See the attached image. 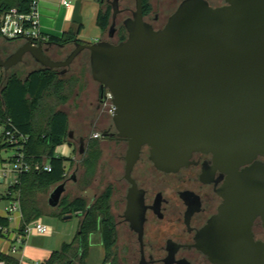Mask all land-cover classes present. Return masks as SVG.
Masks as SVG:
<instances>
[{
	"label": "water",
	"instance_id": "water-1",
	"mask_svg": "<svg viewBox=\"0 0 264 264\" xmlns=\"http://www.w3.org/2000/svg\"><path fill=\"white\" fill-rule=\"evenodd\" d=\"M228 3L212 8L203 0H187L163 29L154 30L144 21L142 0H135L133 16L124 23L126 40L82 44L75 39V49L63 61L46 54L48 42L33 45L30 39L4 59L0 40V69L7 73L29 56L42 69L65 74L88 51L92 79L111 93L117 137L128 144L125 179L131 192L139 194L132 171L143 147L163 172L188 166L195 152L212 154L215 164L230 179H243L240 185L249 191L226 196L199 234L198 248L217 264H264V242L251 232L256 217L264 222V162L259 160L264 158V0ZM117 5L115 0L114 17ZM82 7L76 0L71 22L78 27ZM65 192L66 182L51 191L48 205L59 207ZM129 201L132 222L139 200ZM133 225L139 232V220Z\"/></svg>",
	"mask_w": 264,
	"mask_h": 264
},
{
	"label": "flooded vegetation",
	"instance_id": "flooded-vegetation-1",
	"mask_svg": "<svg viewBox=\"0 0 264 264\" xmlns=\"http://www.w3.org/2000/svg\"><path fill=\"white\" fill-rule=\"evenodd\" d=\"M114 1L115 0H101L100 2L101 8H103L104 5L105 8L106 6L111 7L110 26L107 31L103 33L104 38L102 40L119 43L122 40H126L128 37V32L124 23L129 18H132L135 9L132 10L127 7L121 8V0H118V11L114 17L112 6ZM185 1L187 0H147L150 8L145 9L142 0L144 21L151 25L154 30L163 29L170 17ZM203 1L212 8H222L229 5L228 0ZM77 41L82 44H90L80 40L79 35L77 36ZM70 47H72V50L69 54L75 49V40L68 47L46 45L45 49L46 54L51 59L63 61L69 54L63 59H61L60 54L61 52H66ZM1 49L4 59L9 57L16 50L6 51L2 47V43ZM81 54L77 58H79ZM24 63L25 61L22 63V66L25 65ZM34 63L41 67L35 61ZM70 67L65 74H62L63 69L54 70H57L60 75H67V78H70L74 74L70 72ZM83 70L84 67L82 65L76 75L81 77ZM104 92L105 89L98 84V88L94 91L96 107L93 111H91L87 105L84 106V103H89L90 98L93 96L85 93L78 94L76 92L75 96L78 97L75 99L77 104H75V107H77L81 115L78 121L85 123L83 130L90 129L92 125L100 127L103 125L109 126L105 131L99 133V139L101 141H106L107 144L105 147H109L110 143L118 147L123 142L127 143V141L117 137V131L113 124L112 116L103 108L102 96ZM91 114L95 117L90 118ZM104 133H107L106 137H103ZM95 134L91 135L90 132L84 133L77 140L76 135L69 130V140L73 145H75L74 143L80 145V153H82L84 138L88 137L89 141L91 138H94ZM103 149L104 148H102V152ZM127 150L128 144L125 155H120V157H118V160H124L123 174L120 179L112 178L114 175V169L112 168L111 172L108 173L110 179L106 178L107 183L102 192L96 193L89 201L90 207L108 188H112L110 207L118 231V241L115 247L117 264H217L212 262L209 256L198 248L197 239L201 231L208 225L209 221L215 215L219 214L220 208L226 204V196L232 194L240 196L246 191H249V188L240 185V181L244 182V180L230 179L228 174L215 164L213 155L204 152L193 153L190 164L176 172H163L158 170L151 162L149 148L143 147L139 160L132 171V178L139 191V194H135L131 192L132 185L125 179V157ZM259 160L264 162V158H259ZM100 163L99 167L101 165ZM116 164L117 162L112 163V165ZM247 167H250V165L239 168V171L242 172ZM98 171L94 181L98 180L97 177L100 176V169ZM231 182H235L237 185L229 186ZM84 192H86V190ZM130 198L133 202H138L139 200V213L135 211L134 214L130 216L132 222L127 219V209ZM138 220L139 232L135 230V226L133 225V223L135 224ZM251 232L255 241L264 242V222L260 216L253 220ZM122 233L125 238L123 242H121ZM94 235H98L100 243L103 246L100 232L94 233L91 236ZM133 245L138 246L135 256L131 255ZM122 248L127 251L124 257H121L120 252L117 253V251ZM114 258L115 257H111L108 264H111Z\"/></svg>",
	"mask_w": 264,
	"mask_h": 264
},
{
	"label": "trees",
	"instance_id": "trees-1",
	"mask_svg": "<svg viewBox=\"0 0 264 264\" xmlns=\"http://www.w3.org/2000/svg\"><path fill=\"white\" fill-rule=\"evenodd\" d=\"M39 0H0V16L16 9L20 14H29L33 2ZM100 3L101 0H98ZM144 8H150L147 0H143ZM111 7L106 6L98 11L96 24L106 32L110 26ZM81 27L73 26L60 37L49 36L48 45L60 47L70 46ZM7 46L22 44L21 39L2 40ZM123 41V40H122ZM30 73V74H29ZM23 78L22 71L11 70L0 88V120L10 119L12 124L23 134L28 136L22 152L25 161L30 164L49 163L51 172L35 171L23 172L19 176V183L10 188L18 194L20 212L22 215L19 233L25 235L26 228L44 215L42 197L49 195L51 190L66 182V164L73 160L56 156L55 151L62 143H69V116L62 110L70 100L75 86L80 78H62L57 70L35 68ZM84 75V71L81 76ZM10 148L0 145V150ZM14 150V149H13ZM15 151V150H14ZM100 139L91 138L87 143V150L82 158L84 169L81 177V189L89 188L98 171L102 158ZM15 159H10L12 163ZM112 188H108L89 208V202L83 196L70 199L64 196L59 207L51 208V214L63 218L72 214L82 216L79 233L69 243H63L59 250L54 251L44 264H88L90 251V237L100 232L105 249L104 264H108L111 257H115L111 264H117L115 247L118 241V231L114 216L111 214L110 199ZM8 197H0V202ZM10 221L0 214V227L8 229ZM0 263L19 264L14 257L0 253Z\"/></svg>",
	"mask_w": 264,
	"mask_h": 264
},
{
	"label": "crops",
	"instance_id": "crops-1",
	"mask_svg": "<svg viewBox=\"0 0 264 264\" xmlns=\"http://www.w3.org/2000/svg\"><path fill=\"white\" fill-rule=\"evenodd\" d=\"M69 1L74 6V3L72 2V0H69ZM87 1L88 0H82L83 7ZM62 2L63 0H39L38 1V12L40 14L39 29L41 33L47 37L49 36L60 37L65 31L75 26V24L71 22L72 10L66 9L63 6ZM103 38L104 37H102L100 40H102ZM7 73L3 69H0V88L2 87L1 83L6 79ZM74 76L77 77L78 79L80 78L81 85H82V87L79 84L75 86V90L77 91V93L78 94L85 93V94H90L93 96L92 98H90L89 103L86 102V105L88 106V108L91 111H93L94 108L96 107V98L94 97V91H96V89L98 88V84L92 79L91 73H84V75L81 77H78L76 74H73L72 77ZM77 97L78 96H75L74 99L69 100L68 103L62 107V110L65 111L69 116L70 130L72 128H71L70 115L68 113L69 106L70 104H73L74 107L77 105L75 101ZM64 108H67V109H64ZM106 128L107 126L103 125L101 129L99 130L94 129L91 135L95 133H102L103 131L106 130ZM100 142H101L102 148H104L107 144L105 140L104 141L100 140ZM68 145L72 149V152L75 153V146L70 145L69 143ZM57 149L55 151V155L59 156L57 155ZM65 153H66V156L64 157H68V158L70 157V159L73 160L72 162H68L66 164V168H68V165H70V168H71L73 162L75 161V157L74 155L73 157L70 156L71 152L69 149H65ZM7 165L8 164L6 163V160L3 158V156L0 153V174L2 170L7 168ZM69 170L66 173L67 176H68ZM5 180L6 179L4 180L0 179V184H3ZM71 180H74V177H71ZM66 188H67V181H66ZM8 193H9V189L0 190V197H6ZM80 195L86 199V192H80V191H78V193L75 196L69 197V198L72 199L74 197H79ZM64 196H67L66 192L64 193L63 197ZM48 198H49V195L47 197V203H48ZM8 203H9V198L4 199V204L2 208L0 206L1 215H4L2 210L5 206L8 205ZM44 215L50 216L53 220L54 218H58V219H63L65 221L72 220L75 216H77L78 222L76 221V224L72 226H67V227L62 226L57 222H55L52 225L49 222H45ZM44 215L39 220H41L45 225L50 227V233L47 234V236L43 235L44 236L43 237L42 235H39L36 232H32L29 235H26L24 237L23 235L19 233V229L21 227V222H22V215H21V212L16 213L14 215L13 221H11L10 223L9 228L6 229L5 231L0 230V253L8 254L14 257L15 259L19 261V264H44L50 258L51 254L54 251L60 249L63 243H69L78 234L79 229H80L81 220H82V216L80 214H72L71 215L72 217L70 219H65L64 217L60 218L57 216H53L51 213H47ZM91 243L92 245L90 246L87 263L90 264L89 257L95 248L101 251L103 262H104V256H105L104 248L102 244L100 243V239L98 235L91 236Z\"/></svg>",
	"mask_w": 264,
	"mask_h": 264
},
{
	"label": "rangeland",
	"instance_id": "rangeland-1",
	"mask_svg": "<svg viewBox=\"0 0 264 264\" xmlns=\"http://www.w3.org/2000/svg\"><path fill=\"white\" fill-rule=\"evenodd\" d=\"M75 1L76 0H72L73 3H75ZM100 6H101V4L98 2V0H88L82 9L83 29L81 30V32L79 34V39L86 42V43H95L98 40H100L102 37H104L102 30L96 24V18H97V14H98V11L100 9ZM120 7L121 8L127 7L129 9L134 10L135 9V0H121ZM103 9H105V5L103 6ZM106 37H107V35H106ZM1 43H2L3 49H5L6 51H11V50L15 49L14 45L7 46V45L3 44L4 42L2 40H1ZM71 50H72V47L68 48L66 52L65 51L61 52V54H60L61 59L65 58ZM24 61H25V63H24L25 65L22 66V63H21L17 67L13 68V70L22 71L23 78L26 77V75L31 70L39 67L38 65H36L34 63L33 59L29 56H25ZM82 65L84 67V70H83L84 73H91L90 72V60H89V53L88 52L82 53L81 56L73 62V64L70 67V69H71L70 72L76 74L79 71L80 66H82ZM61 77L66 78L67 75L61 76ZM76 92L77 91L74 89L70 100H72L74 98ZM85 105H86V103L84 104V106ZM64 109H67V108H64ZM68 113L70 115V120H71V128H72L71 131L76 135L77 140L84 133L90 132V134H91V133H93L94 129H98V130L101 129L100 126L92 125V127H90V129L83 130V126H85L84 125L85 123H81L78 121L79 118L81 117V115L79 114L77 107H74L73 104H70ZM93 117H94L93 114H91L90 118H93ZM107 127H109V126H107ZM87 143H88V137H85L84 138V144L82 147V149H83L82 153H80L81 146L76 144V143H74L75 144L74 145L75 146V153L72 152V149L70 148L68 143H62L59 147H57L58 148L57 149V155L64 157V156H66L65 149H69L71 152L70 156L73 157V155H74V157H75V161L73 162L71 168H70V165H68V168H66L67 171L70 168L68 176H67V180H66L67 181L66 195L68 197L75 196L78 193V191L82 192L81 177H82V173L84 171V169L82 167V158L86 153ZM114 145L115 144L110 143L109 147H104V149H103V155H102V158L100 160L101 165H100V167L98 166V170L100 169V174H99L100 176L97 177L98 180L93 181L92 185L86 189V199L88 202L94 197V195L96 193L102 192V190L104 189V187L107 183L106 180L110 179V177L108 176V173L111 172L112 168L114 169L113 170L114 175L112 178L120 179V177L123 174L124 160L123 159L118 160V157H120V155H125V152L127 149V143L123 142L118 147H115ZM0 153L3 156V158L6 160V163L8 164L7 170L11 171L12 163L10 162V158L12 156H14L15 151L10 149V148H5V149H2L0 151ZM113 162H117V164L112 165ZM71 177H74L75 182H74V180H71ZM13 182H14L13 175H12V173H9L5 182L3 184H0V190L10 189ZM3 204H4V200H2L0 202L1 208H2ZM42 208H43L44 214L52 212V209L48 207L47 196L42 197ZM44 219H45V222H49L52 225L55 222H57L60 225L66 226V227L76 224V221L78 222L77 216H75L72 220H69V221H65L63 219H58V218H54V220H53L48 215H44ZM44 236H47V235H44ZM123 240H125V238L123 237V233H122L121 242H123ZM137 250H138V246L133 245L132 250H131V255L135 256L137 253ZM119 252H120L121 257H124L127 254V251H125L123 248L117 251V253H119ZM89 263L90 264H103V257H102L101 251L99 249L95 248L92 251V253L90 254V257H89Z\"/></svg>",
	"mask_w": 264,
	"mask_h": 264
},
{
	"label": "built area",
	"instance_id": "built-area-1",
	"mask_svg": "<svg viewBox=\"0 0 264 264\" xmlns=\"http://www.w3.org/2000/svg\"><path fill=\"white\" fill-rule=\"evenodd\" d=\"M63 6L68 10H73V4L69 0H63ZM40 14L38 12V1L33 2L29 14H20L16 9H12L0 16V40L21 39L26 41L30 39L33 45L45 43L48 37L41 33L39 29ZM102 105L108 114L113 116L115 107L112 102V95L108 90H105L102 96ZM95 139L100 138V134L94 135ZM28 136L21 133L11 122L10 119L0 120V145H9L15 150V159L12 162V169H4L1 171L0 179L4 180L12 173L14 182L10 188L19 183V176L23 172L44 171L51 172L52 167L49 163L30 164L25 161L24 153L22 152ZM9 203L3 208V214L13 221L14 215L20 212V203L18 194L14 190L9 189ZM1 231H5L0 227ZM36 232L39 235H47L50 233V227L45 225L41 220L33 222L26 228L25 235ZM1 264V263H0Z\"/></svg>",
	"mask_w": 264,
	"mask_h": 264
}]
</instances>
